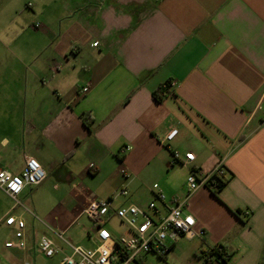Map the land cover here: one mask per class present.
<instances>
[{
	"label": "crops",
	"instance_id": "0c3cea01",
	"mask_svg": "<svg viewBox=\"0 0 264 264\" xmlns=\"http://www.w3.org/2000/svg\"><path fill=\"white\" fill-rule=\"evenodd\" d=\"M263 101L264 0H0V167L20 174L33 157L47 175L22 192V207L0 190V264H59L63 255L39 248L49 237L69 253L56 234L95 249L88 204L110 203L103 228L127 227L115 212L146 208L154 185L168 197L161 217L176 199L206 231L208 250L260 264ZM174 152L196 160L172 167ZM220 164L228 182L217 195L177 185V167ZM10 216L26 223L24 250L6 246L17 241Z\"/></svg>",
	"mask_w": 264,
	"mask_h": 264
},
{
	"label": "built area",
	"instance_id": "2783aa9c",
	"mask_svg": "<svg viewBox=\"0 0 264 264\" xmlns=\"http://www.w3.org/2000/svg\"><path fill=\"white\" fill-rule=\"evenodd\" d=\"M98 43H95L97 46ZM89 91V86L80 89V95L86 94ZM264 109V101L260 105ZM178 134L177 129L170 131L164 138L163 143L172 142ZM126 147L121 150V153L129 150ZM178 152L172 153L171 166L182 165L189 166L195 160L194 153H186L183 159ZM91 173L97 171L95 165L91 164L88 168ZM120 175L127 179L130 176L128 169L121 166L119 169ZM227 171L220 164L209 173H203L193 169L189 173L187 179V188L189 195L197 192L200 189H216V184L212 180L215 177L226 176ZM47 178L46 172L39 161L33 157H26L22 173L14 174L0 167V190L4 192L13 202L15 207H22L19 196L27 187H36L41 185ZM153 189L157 191L154 199L147 205L146 208L137 205L120 208L115 212V215L127 226L131 236L123 237L119 241L113 239L112 233L103 228L104 220L107 219L111 205L105 201H92L85 208V214L94 221L98 227L96 236L98 244L95 249H86L81 246H74L65 241L62 234H56L57 238L65 243L69 249V253H65L62 247L49 237L40 239L39 248L43 255L52 259L55 256L63 255L59 264H134L137 263L139 257L144 254L155 253L165 257L173 245L181 238L189 240L201 239L206 236L204 229L196 228L195 218L186 212L184 204L176 199L169 201L170 207L164 216H160L159 206L166 204L168 197L161 191L159 186L154 185ZM120 195L126 196L127 189L123 188L119 192ZM9 227L16 226L17 241H10L6 244L7 248L18 250L25 249V243L22 240L23 230L26 227L24 220L10 216L5 221ZM212 250V249H211ZM211 250L202 252V257L207 263H212L217 260V256L211 254ZM228 260V254L224 256Z\"/></svg>",
	"mask_w": 264,
	"mask_h": 264
},
{
	"label": "rangeland",
	"instance_id": "374dc122",
	"mask_svg": "<svg viewBox=\"0 0 264 264\" xmlns=\"http://www.w3.org/2000/svg\"><path fill=\"white\" fill-rule=\"evenodd\" d=\"M175 169H177L175 172L177 185H181L182 187L184 186L187 191L186 182L189 173L183 167H177ZM169 170L171 169L169 168ZM83 221H85L88 226L87 228L92 226V223L87 216H84ZM105 226V228L112 233L113 238L117 240H120L123 237L128 238L131 236L128 228L120 224L117 220H113L110 223L107 222ZM208 248L209 246L205 242H202L201 239L196 238L189 240L187 238H181L176 243L174 249L169 251L165 257L155 253H149L146 256L142 255V257L139 258V264H221L218 260H214L212 263L206 262L205 258L202 257L201 250L206 251ZM164 258H166V261ZM260 264H264V257Z\"/></svg>",
	"mask_w": 264,
	"mask_h": 264
},
{
	"label": "trees",
	"instance_id": "16d2710c",
	"mask_svg": "<svg viewBox=\"0 0 264 264\" xmlns=\"http://www.w3.org/2000/svg\"><path fill=\"white\" fill-rule=\"evenodd\" d=\"M158 100H161V97H157ZM214 181V183L216 184V189L215 190H212V193L214 195H217L218 192L223 189L227 182H228V179L226 176H224L223 178L222 177H215L212 179ZM211 254L212 255H215L217 256V260L219 261V263L221 264H228V260L225 259V255H227L225 249L221 246H218V247H214L212 250H211ZM165 260V258H164ZM166 261V260H165Z\"/></svg>",
	"mask_w": 264,
	"mask_h": 264
}]
</instances>
